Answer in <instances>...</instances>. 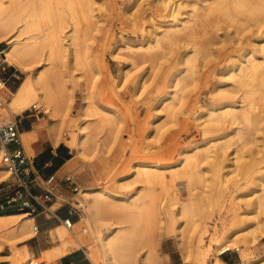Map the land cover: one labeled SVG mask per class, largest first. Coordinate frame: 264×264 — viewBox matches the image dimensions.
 Returning a JSON list of instances; mask_svg holds the SVG:
<instances>
[{"label": "rangeland", "instance_id": "374dc122", "mask_svg": "<svg viewBox=\"0 0 264 264\" xmlns=\"http://www.w3.org/2000/svg\"><path fill=\"white\" fill-rule=\"evenodd\" d=\"M17 1L19 5L9 10L6 15L13 20L14 29L6 30L5 32L10 34L0 36L4 38L0 39V79L8 88L0 91L2 94L0 111L3 112L1 108L8 109L12 92L17 91L18 86L30 77V68L34 66L41 68L44 76L51 79L61 100H65V105L61 109L64 111V106H67L63 124H58L61 131L60 145L67 147L70 151L69 158L77 162L76 168L66 164L63 172L58 174L59 177L70 175L74 182H66L57 187L52 201L53 205L56 204L52 210L60 208L65 214L68 209L74 207L78 212L73 215L75 223L66 236H63V231L67 230L66 225L49 213H42L39 216L28 215L31 218L35 217L33 225L39 226V233L27 240L14 239L11 242L15 244L11 247L6 244L0 245V264H26L30 259L39 264L43 258H47V264H62L61 260L65 257L60 259L62 254L57 248L65 240L73 241L69 248L71 253L65 259L75 257L79 264H92L89 255L95 253L100 264H112L103 252L99 234H105L112 224L118 227L128 225L120 223L125 216V207H122L120 202L114 203L118 204V207L108 208L103 215L104 223L102 226L97 225L82 195V189L86 186H101L118 200L141 191V194L137 193L135 200L139 201L138 206L143 212L152 198L173 211V216L183 206L188 207L194 220L206 221L211 230L217 228L219 239H222L224 233L243 230L252 225L256 238L254 247H247L245 240L241 239L239 243L231 245V252L219 258L227 264H243L250 258H262L264 211L255 217L257 209L254 205L257 203L256 197L264 192V125L260 131H254L250 127L244 128L242 125L234 124L232 137L220 141V143L228 141L230 146L228 157L221 160V168L216 166L218 161L210 158L202 159L200 167L191 170L189 166L184 167L183 156L193 154L192 148L195 143L200 144L204 141L201 128L209 118V111L219 107L222 94L231 89L232 70L237 68L240 59H244V55L250 50H254L260 60L263 59L255 44L264 38V15L253 14V18L252 15L247 16L248 20L243 15L238 16L240 22L242 19L245 23L244 25L241 22L242 26H239L237 21L229 26L230 24L216 13L210 16L212 15L215 21L218 18L222 20V22L218 20L221 26L209 16L207 19L210 21H207L206 17L202 18L199 25L201 28L204 27L201 33L205 31L206 35L201 34L199 37L201 39L197 38V41H209L206 44L213 45L210 47L215 52L213 56L215 54L216 56H212L213 59L210 57L211 61L207 63L209 71L205 76L201 74V80L195 83L193 77L187 73V66L184 63H179L169 74L160 71L164 68L168 71L172 62L169 45H166L168 40L162 37L174 21L180 28L184 21L182 25L179 22L189 17L185 13L176 18L179 22L175 20L179 2H190L180 9L184 13L193 9L191 2L200 1V6L204 7L213 0H95L96 9L99 2L104 4V12L95 10L93 19L85 16L78 0H71L76 8L74 15L65 13L57 0ZM252 2L264 5V0ZM26 5H31L30 11L27 9L28 6L25 8ZM200 12L203 14L205 10L201 9ZM215 15L218 18L214 17ZM31 25H35L32 31ZM205 26L209 28V30L206 28L208 31L205 30ZM201 28H197V31H201ZM184 31H181L183 35ZM47 33H52L53 37L57 36L59 39V44L52 47L56 55L51 56V44L44 41L38 45L41 48L37 47L40 54L37 61L28 63L30 64L28 71L16 68L17 71L5 61L11 39H19L20 49L29 43L32 44L34 40H29V37L36 34V37L42 39ZM178 33L176 35L180 39L183 38L180 37L182 33ZM8 35L10 38H7ZM157 38L164 41L157 43L155 42ZM181 41L182 39L174 44L178 55L185 50V44ZM156 43L159 48H155L158 47ZM220 47L223 49L221 53L217 51ZM179 59L181 60L180 57ZM172 74H178V78L181 79L179 88H183L180 91V100H176L180 113L177 123H173L166 114L167 107L173 102ZM162 78H165L164 82L161 81ZM96 81H100L103 88H97L94 98L116 111L115 116H109L116 119L117 123L110 124L114 126L113 128L107 125V122L105 124V121L103 122L105 126L93 123L92 126L97 124V128L91 126L87 147L96 145V152L93 151L92 155L81 159L73 147L82 135L79 126L88 120L82 117L85 91L81 83L87 82L88 86L91 84L94 86ZM235 96L237 97L233 101H238L241 93ZM36 103L40 108L39 113L31 111L32 104L20 114L11 110H8L7 115L0 113V126L23 118L29 122L32 130L45 120L48 122L49 116L40 102ZM235 103L238 112L245 109L242 103ZM48 125L49 123H46L38 132L48 135ZM185 150L189 152L184 153ZM25 151L29 157L36 155L34 145L33 149L25 148ZM136 164H141L150 171L156 169L154 165H159L160 170L165 173L167 185L160 182L151 185L134 183L127 187L120 185V177L131 176ZM8 178L9 171L0 178V182ZM223 181L225 183L221 185ZM138 225L137 232L140 233L143 231V221ZM178 225L171 228L174 230L169 228V233L167 230L168 234L163 241L161 253L167 258V264H189L184 261L177 245ZM209 240L210 235L205 238V242L208 244ZM236 246L240 247V251L235 248ZM217 248L215 245L211 251L209 259L211 264L218 258ZM93 264L96 263L93 261Z\"/></svg>", "mask_w": 264, "mask_h": 264}, {"label": "bare ground", "instance_id": "6f19581e", "mask_svg": "<svg viewBox=\"0 0 264 264\" xmlns=\"http://www.w3.org/2000/svg\"><path fill=\"white\" fill-rule=\"evenodd\" d=\"M57 1L60 5L63 6L65 13L69 12L72 15L75 14L76 8L71 0ZM78 2L80 5V9L84 12L87 18L93 19V13L95 12V10H98L100 13L104 12V4L101 2L98 3L97 9L95 8V0H78ZM199 2H191L193 9L184 13H182L180 9L183 8L184 5H189L188 3L190 2L183 1L178 3L175 20L179 15L183 16V14L185 13L188 14L189 17L187 16L188 18L181 20V22H179V19L176 20L181 25L182 21H184L182 27L179 28V24H176L174 21V23L169 26L170 29H166V31L164 32L165 36L163 35L162 38H166L168 40L167 41L165 39L167 41L166 45H169L168 49L171 51L172 60L170 61L172 62L171 66L168 68V71L165 70V68L163 70H160L169 74L172 70H174V68L178 66L179 63H184L187 66V73L193 77L195 83L201 80V74L202 76H205L206 72L209 71L207 68V63L211 61L210 57H212L215 53L214 50H212L213 48L211 49L210 47H213V45L209 43V45L206 44L209 41H197V38L199 40L201 39L199 38L201 34L203 35L206 33L205 31L204 33H201L204 27L201 28L202 26L199 25V22L201 23L202 18L206 17L205 19H207L208 16L212 18V15L216 13L219 15V17L223 18L227 23H229V26L233 25V23H235L236 21L240 26L243 21L241 19V23L238 16L243 15L248 20L249 18L247 16L252 15L251 18H253V14L264 15V5H258L256 3L255 5L252 0V3L250 2V0H213L211 3L206 4L204 7L202 6L203 8L200 6ZM17 5H19L17 0H0V36L7 34L8 32H5L6 30L11 31L14 29L13 20L9 19L6 15L9 10L15 8ZM30 6L31 5H26L25 8L27 7V9L30 11L32 8ZM201 9L205 10L203 14H201L202 12H200ZM210 14L212 15L210 16ZM214 17L218 18V16L216 15ZM208 19L207 21H210ZM213 20L215 21V18ZM218 20H216L215 22L219 25L222 20H219L220 22H218ZM243 24L245 25V23ZM30 27H32L30 28V31H32L35 25H31ZM199 27L201 28V31H197V28ZM206 28L208 27L205 26V30ZM183 30H185V35H183V33L181 32ZM177 33H182L180 34V37L183 36V38L181 39L185 44V50H183L179 55L177 54V50H175L176 46L174 45L178 43V40H181L179 36L176 35ZM8 34H10V32ZM35 35L29 37V40H34L32 41V44L29 43V45H25L26 47H21L20 49H18V42H20L18 41L19 39H11L6 50L7 58L5 59V61L19 70L28 71V69L30 68V64L37 61L40 55L37 49L41 47H38V45L44 41L48 42L49 45L51 44V56L56 55L52 47L57 43L59 44V39L57 36L53 37L52 33H47L41 39L40 37H36L37 35ZM174 35L177 37H175ZM8 37L9 35L7 36V38ZM203 38L202 40H204ZM0 39L2 40L4 38L0 37ZM156 40L155 42L162 43L161 41L163 39L161 40L157 38ZM255 45L258 47V53L262 56L261 59H263L260 60L257 55H255L254 50H250L247 54L244 55V59H240V63L237 68L235 70H232V84L230 82L231 89H227L222 94V101L219 104V107L209 111V118L206 119V121L204 122V126L201 128L204 141H202L200 144H198L199 142L197 144L195 143L192 148V151L194 152L193 154H186L183 156L184 167L189 166L191 170H196L198 167H200L201 161L213 158L214 161H218V164L216 166L221 168V160L228 157L230 146L228 141H225L223 143H220V141L228 137H232L231 135H233L234 124L242 125L244 128L250 127V129L252 128V130L254 129V131L262 129L261 127L262 125H264V38L258 40L257 44ZM180 47L182 48V46ZM180 47L179 49H181ZM155 48H159V46ZM148 49L150 48L148 47ZM217 51L221 53L223 49L220 47L217 49ZM178 56L181 58V60ZM213 57L211 59H213ZM77 64L79 63L77 62ZM200 67L201 69H199ZM30 71V77L19 86L17 91L12 92L13 96L8 103V109L1 108L3 112L0 111V113H4L7 115L9 113L8 110H11L20 114L28 109L31 104L33 106L37 104L36 102H40L46 114L49 116L48 122H45L47 121L45 120L39 126H36V129L34 131L22 134V137L25 143L32 139L38 138V130L44 127L46 123H49L48 128L50 136L55 141V144H57L59 143V141H61V131L59 125L63 124L65 116L67 115V113L64 112L67 109V106H64V111L61 109V107L65 105V100H61L60 95H58V92L50 81L51 79L44 76L45 73H43V70H41V68H37L34 66L33 68H30ZM172 75V88L174 90L171 91V94L173 102L169 105V107H167L166 114L171 118V121L173 123H177L179 121L180 113L178 112V104L176 103V100H180V91L183 90V88H179V82H181V79L178 78V74ZM164 79L165 78H162L161 81H163ZM81 84L85 91V103H83L84 105L82 108V117L88 118V120L83 121L79 126V130L82 135L81 137H79L77 144H75V146L73 147L76 149V155L81 159H85L86 156L92 155L94 152H96V145H92L94 149L91 148L92 146L89 148L87 147L88 140L90 139H88V137L91 134L92 124L100 123V125L102 124L101 126H105L107 122V125H114V123H117V121L112 116H109H115L116 111L109 109L108 107L98 102L99 100H95L94 98V94L97 92V88H103V84H101L100 81H96L94 83V86H92V84L88 86L87 82H83ZM5 89L8 88L0 79V91L3 92V90ZM193 93L192 96H194ZM239 93H241L240 98H238L239 100L233 101L235 97H237L235 95H239ZM0 96L2 97L1 93ZM235 102L242 103L243 108L245 109L241 112H238V107L234 105ZM96 126L97 124H95V126L93 125L92 128L96 129ZM111 127L113 128L114 126ZM3 152L4 149L0 147V162L2 157L1 154ZM187 152L189 151L185 150L184 153ZM76 163V161H73V159H71L70 161H68L67 166L69 164L71 168H76ZM154 167L156 169L150 171L145 166L136 164L132 169L133 174L131 176L120 177L119 184L124 187L133 185L134 183H145L151 185L153 183L160 182L163 185H167L165 180V173L160 170L159 165H154ZM8 171L9 170L3 164H0V178H2L5 173H8ZM199 178L201 179L200 176ZM224 183L225 182L223 181L221 185H224ZM137 193L141 194V191H137L130 197L118 200L113 194L108 193L101 186H86L82 189V195L85 200V204L89 208L92 217L94 218L97 225L102 226V224L104 223L103 215L104 213H106L108 208L118 207V204L114 203L120 202L123 205L122 207H125V216L122 218L120 223L121 225H128H124V227H118L114 226L115 224H112L111 226H109L108 231L105 234H99L100 244L103 252L106 254V256L109 257L112 264H167V258L164 257L161 253L163 241L165 240L166 235L169 233V231L174 230L171 228H175L178 223L179 231L177 245L183 255L184 261L189 264H211L209 261L210 254L211 251L214 250L215 245H217L218 247L216 250V256L218 258H216V261L212 264H227L224 260L219 258V254L225 249H232L231 245L239 243L241 239L245 240L247 247H254L256 238L255 230L252 228V225L243 230L224 233L222 239H219L217 236V228L215 227L213 228V230H211L206 221H203L201 219L194 220L191 217L192 212L188 207L183 206L181 210L175 213V216H173V211L168 209V207H166L162 202L158 204L155 198H152L151 202L143 212L140 206H138L139 201L135 200ZM153 196H155V194ZM110 199L111 201H109ZM256 202L257 203L254 205L255 209H257V211H255V217H257V214L264 211V192L262 195H258L256 197ZM142 221L144 223L143 231L138 233V224ZM33 223L34 219L28 216V214H1L0 245L6 244L7 246L11 247L15 244L11 242L14 241V239H17V241L29 239L36 233L35 225H33ZM73 226L74 222H72V227ZM65 227L67 228V230L63 231V236L68 235L70 233V230L72 229L67 225ZM74 235L76 236V234ZM209 235L210 240L207 244L205 242V238ZM72 245V240H65L58 246L57 249L59 253L62 254V256H65L70 252L69 248ZM235 248L240 251V247L236 246ZM143 251L144 254L141 255V252ZM89 257L92 262L94 261L96 264H100L97 254L91 253ZM34 262V259H30L26 264H35ZM39 264H47V258H43V260H40ZM243 264H264V256L262 258H250L249 261H246Z\"/></svg>", "mask_w": 264, "mask_h": 264}, {"label": "built area", "instance_id": "2783aa9c", "mask_svg": "<svg viewBox=\"0 0 264 264\" xmlns=\"http://www.w3.org/2000/svg\"><path fill=\"white\" fill-rule=\"evenodd\" d=\"M31 111L40 112L37 104ZM20 121L16 120L0 127V145L4 149L1 162L9 170L10 178L0 182V215L1 214H28L38 215L49 213L53 218H58L57 211L52 210L55 191L61 183L74 182L72 176L67 175L59 179L56 174L46 179H40L31 168V159L25 151L19 130ZM36 188L40 189L37 191ZM51 203V204H50ZM77 209H68L69 216L61 221L72 228V216ZM36 234L39 226H35ZM232 249H225L219 256L224 257Z\"/></svg>", "mask_w": 264, "mask_h": 264}, {"label": "crops", "instance_id": "0c3cea01", "mask_svg": "<svg viewBox=\"0 0 264 264\" xmlns=\"http://www.w3.org/2000/svg\"><path fill=\"white\" fill-rule=\"evenodd\" d=\"M9 65L12 66L11 64H9ZM12 67L14 69H16V67H14V66H12ZM18 121H20L19 122L20 123L19 124V130H20L21 140L23 142L24 148L33 149V145H34V148L36 149V155H35V157H33V159H31V168L34 171V174L37 175L41 180L46 179L50 175H53V174H56V176L61 180L64 179L67 175L65 177L64 176L59 177L58 174L63 172V167L68 163V161H70L72 159V158H69V155H70L69 149L65 146L60 145V141H59V143L55 144V141L51 138L49 133H48V135H46L40 131L38 132V138L32 139V140L25 143V141L22 137V134L32 132L36 128L31 130V125L29 124L28 121L24 120L23 118L19 119ZM63 183H61L60 185H62ZM36 190L40 191V189H38V188H36ZM56 211H57V216H58L57 219L60 221L63 218H66L69 216L68 212L64 214L63 211H60V208H58ZM40 214H42V213H39L36 216H39ZM72 219H73V216H72ZM70 253H71V251L67 255L62 256L60 259H62L64 257L68 258L66 256H68ZM65 258L63 260H61L62 264H79V261L75 257H71L69 259H65ZM91 262H92V260H91ZM92 264H93V262H92Z\"/></svg>", "mask_w": 264, "mask_h": 264}]
</instances>
